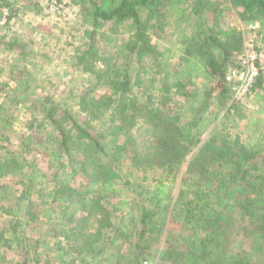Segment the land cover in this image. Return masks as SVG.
I'll use <instances>...</instances> for the list:
<instances>
[{
    "label": "trees",
    "instance_id": "trees-1",
    "mask_svg": "<svg viewBox=\"0 0 264 264\" xmlns=\"http://www.w3.org/2000/svg\"><path fill=\"white\" fill-rule=\"evenodd\" d=\"M73 3L82 13L88 44L75 53L71 64L87 75L90 82L95 79L94 87L101 85L104 93L95 99L87 98L85 93L75 102L86 117L81 122L67 111L63 118H58L59 103L55 104L50 97L38 98L31 105L40 107L58 131V149L45 150L50 165L55 166V188L47 195L52 205L47 212L41 211L42 219L52 221L56 213L53 205H57L70 224L66 230H54L52 239L63 237L50 247L57 254L58 264H144L151 258L159 259L158 264H250L252 257L255 264L257 259L264 264V150L262 162L256 161L255 149L242 144L239 138L231 143L228 136L207 130L210 122L207 115L213 104L218 109L225 107L220 120L245 117L240 104L229 102L230 92L224 84L225 75L235 66L236 54L242 48V32L234 26L223 27V20L230 12L234 18L237 15L245 23L258 22L264 28V0H73ZM16 6L17 0H0V11L7 10L6 22L17 13ZM106 24L110 32L100 31ZM167 27L173 28L172 35L178 38V43L159 51L152 36L160 38ZM122 34L127 35L124 61L119 66L96 71L92 60L96 38L117 39ZM259 35L264 41V29ZM15 46L20 45L10 42V47ZM20 49L25 56L24 46ZM168 51L175 54L167 57ZM145 58L148 65L144 66ZM174 58L177 64L167 62ZM198 79H204L205 86L212 88L198 91L195 86ZM214 94L217 102H210ZM171 95L181 100H174ZM254 97L259 106L264 103L263 79L257 81ZM87 116L91 117L88 122ZM66 120L68 128L64 125ZM94 122H104L105 130H112L115 145L107 148L93 139L90 129ZM99 135L102 137L103 132ZM91 146L99 154L94 155L92 162L71 160V149L84 152L91 150ZM193 148L197 151L187 164L186 174L199 172L201 182L190 185L188 178L180 174L181 189L173 207L183 215L187 226L185 238L191 243L178 248L180 245L168 237L163 242L165 248L153 254L152 241H157L164 225L158 222V216L170 209L165 183L178 179L177 171ZM64 155L72 163L70 171L61 162ZM14 158L10 160L11 166L16 165ZM124 160L144 171L157 167L164 177L144 194H138L146 197L147 204L139 207L136 217L132 215L139 230L120 236L123 240L135 238L122 252L124 244L115 247V241L107 236L110 213L101 201L115 192L120 177L113 166L118 167ZM113 161L116 164H111ZM78 174L85 182L80 189L69 184V179ZM39 194L43 196L42 192ZM33 203L29 202L28 207ZM1 210L8 216H18L20 212L12 206H2ZM95 210L101 212L100 217L96 218ZM26 214L25 222L12 224L9 238L4 235L10 227L0 232V242L4 247L16 242L15 251L22 257L16 264H39L37 257L28 258V239L18 235L16 229L35 220L34 213ZM94 223L99 224L98 228L89 234ZM250 227L253 231L248 247H231L232 240L238 234H248ZM39 243L35 241L37 246Z\"/></svg>",
    "mask_w": 264,
    "mask_h": 264
},
{
    "label": "rangeland",
    "instance_id": "rangeland-1",
    "mask_svg": "<svg viewBox=\"0 0 264 264\" xmlns=\"http://www.w3.org/2000/svg\"><path fill=\"white\" fill-rule=\"evenodd\" d=\"M59 2L65 4V10L61 13L50 11L45 0H17V13L9 23L5 21L0 11V232L10 227L4 235L5 239L9 238L8 234L12 230V224L16 221H19V224L25 222L28 218L27 211L34 213L35 220L31 221V225L21 224L16 229L18 235L23 234L28 239L26 244L27 247L30 245L28 258L37 257L39 264H58L57 254L52 252L50 247L57 240L61 242L63 237L58 236L56 240L52 239L54 230L58 228L66 230L70 224L61 216V210H58L57 205L56 207L53 205L56 213L52 217V221L41 218V211L47 212L52 205L51 198L47 195L55 188V166L50 165V157L46 155L45 150H57L59 137L56 127L47 121L42 109L34 108L31 105L38 98L50 97L55 104L59 103L61 111L57 114L58 118H63V113L67 111L81 122L86 117L84 118V115L79 112L75 102H79V97L85 93L87 98L92 99L98 98L104 93L101 85L94 87L95 79L90 82L87 75L71 64L75 53L84 49L88 44L84 37L85 25H83L82 13L78 6L74 5L73 0H59ZM232 14L229 12L226 15L223 27H228L231 22L237 27L254 23L259 26V31H263L264 28L260 23H245L237 15L234 18ZM100 31L110 32L109 25L106 24ZM172 34L173 28L167 27L160 34V38L153 35L152 42L159 51L172 48L178 43V38ZM126 38L127 35L124 34L118 36L117 39L96 38L95 57L92 59L96 71L105 70L106 66L110 65L119 66L124 61ZM12 41L20 46L10 47ZM259 41L260 47L264 50V41H261V35ZM22 45L27 52L25 56L21 55L20 47ZM171 54L175 53L168 51L166 56ZM167 62H171L173 65L177 64L176 58L171 61L168 59ZM142 64L148 65L147 58ZM205 83L204 79L196 80L195 86L198 91L202 92L204 89L208 91L212 88V85L206 87ZM22 90H26V92ZM214 96L215 94L210 102H217L213 99ZM171 98L174 99V96L171 95ZM174 100L181 99L176 97ZM256 100L254 97L253 102H245L240 105L244 108L241 110L245 114L244 119H239L238 116H229L228 119L220 120L225 107L218 109L215 104L211 105L212 114L207 115L210 120L207 130L228 136L231 143L234 138H239L242 144L255 149L256 161L262 162L264 103L259 106ZM89 120L91 117L87 116L86 122ZM67 121L64 123L66 127L69 126ZM103 123L94 122L90 132L93 139L102 142L103 146L111 148L115 145L116 136H113L112 130H105ZM102 132L103 138L99 137ZM207 133L206 131L203 135L204 139ZM93 151L95 152L93 146H91V150L88 148L84 152L71 149V160L77 163L82 162L83 159L92 162L94 155L99 156L98 152L94 154ZM195 151L197 150L194 149L191 156L187 157L186 162L178 169V179L165 183V192L171 199L167 205L170 209L161 211V215L158 216V222L164 225L158 233L157 241H152L153 254H157V252L159 254V250L165 248L163 242L168 237L171 242L174 241L175 244L180 245L178 248L187 247L191 243L185 238L187 226L184 217L173 207L181 189L179 182L181 175L188 178L190 185L195 181L201 182V180L198 181L199 172L193 175L186 174L187 164L194 157ZM61 157L62 164L68 165L67 171H70L72 163H69V157L66 155ZM13 158L16 165L11 166L10 160ZM103 161L107 162V159H103ZM111 164H116V162L113 161ZM113 170L120 177L119 184L115 186L113 194H109L100 201L103 204L102 207L110 213L111 225L106 229L107 236L115 241V247L124 244L122 250L124 252L125 247L135 242V238L123 240L120 236H126L139 230V223L134 221L133 216L136 217L140 206L147 204L146 197L138 196V194H144L151 189L162 178L163 172L157 167L144 171L140 167L133 166L129 160H124L123 164L118 167L113 166ZM61 178L65 177L62 175ZM69 180L70 186L77 187V189H80V185L85 183L80 174ZM39 192H42L43 196H40ZM29 202H34L32 207H28ZM2 206L18 208L19 215L3 214ZM95 211L96 218L100 217L101 212ZM237 219L236 217L235 220ZM98 225L94 223V228L89 229L88 233L94 234V229L98 228ZM249 229L250 232L245 236L238 234L230 246L247 248L252 240L253 227ZM36 240L40 241L38 246L35 244ZM0 243L2 244L0 245V264H16L22 261V257L15 251L16 242L11 241L10 247H4L2 241ZM163 251L164 249L162 253ZM253 260L252 257L250 264H255L256 259L254 262ZM159 262V259L151 258L147 264H158ZM257 263H260L259 259H257Z\"/></svg>",
    "mask_w": 264,
    "mask_h": 264
},
{
    "label": "built area",
    "instance_id": "built-area-1",
    "mask_svg": "<svg viewBox=\"0 0 264 264\" xmlns=\"http://www.w3.org/2000/svg\"><path fill=\"white\" fill-rule=\"evenodd\" d=\"M45 1L52 12L61 13L65 10V4H60L59 0ZM1 15L6 21L7 10L2 9ZM230 26L237 27L232 22ZM237 28L242 32V48L236 54L235 66L225 75L224 84L230 92L229 102L242 105L253 102L256 83L264 79V50L260 47L259 26L248 23Z\"/></svg>",
    "mask_w": 264,
    "mask_h": 264
}]
</instances>
